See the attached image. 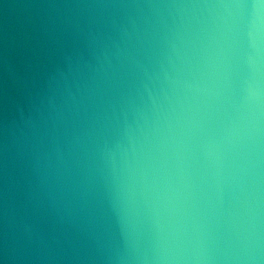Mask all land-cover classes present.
<instances>
[{
    "label": "clouds",
    "instance_id": "obj_1",
    "mask_svg": "<svg viewBox=\"0 0 264 264\" xmlns=\"http://www.w3.org/2000/svg\"><path fill=\"white\" fill-rule=\"evenodd\" d=\"M0 264H264V0H0Z\"/></svg>",
    "mask_w": 264,
    "mask_h": 264
}]
</instances>
